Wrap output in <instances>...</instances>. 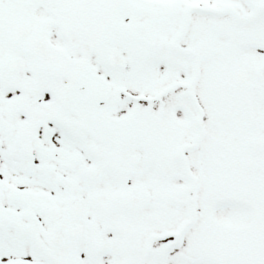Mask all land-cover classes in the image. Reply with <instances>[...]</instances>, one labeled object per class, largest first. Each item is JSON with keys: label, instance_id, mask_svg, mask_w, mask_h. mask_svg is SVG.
Returning a JSON list of instances; mask_svg holds the SVG:
<instances>
[{"label": "snow or ice", "instance_id": "snow-or-ice-1", "mask_svg": "<svg viewBox=\"0 0 264 264\" xmlns=\"http://www.w3.org/2000/svg\"><path fill=\"white\" fill-rule=\"evenodd\" d=\"M0 264H264V0H0Z\"/></svg>", "mask_w": 264, "mask_h": 264}]
</instances>
